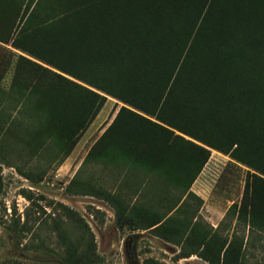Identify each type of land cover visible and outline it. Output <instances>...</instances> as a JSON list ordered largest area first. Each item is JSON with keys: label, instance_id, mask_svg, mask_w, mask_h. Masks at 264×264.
Masks as SVG:
<instances>
[{"label": "rangeland", "instance_id": "obj_1", "mask_svg": "<svg viewBox=\"0 0 264 264\" xmlns=\"http://www.w3.org/2000/svg\"><path fill=\"white\" fill-rule=\"evenodd\" d=\"M118 2L135 24L115 39L111 21L107 31V0H0V112L19 118L27 102L39 128L29 145L0 123V264H60L41 247L57 249L60 226L75 233L62 205L87 225L102 264L150 258L207 264L195 256L172 261L179 247L148 230L126 238L112 208L91 195L94 189L136 205H146L158 190L167 197L190 192L198 199L188 204L197 210L200 233L216 236L212 253L220 255L222 241L237 237L246 264H264V230L249 231L235 214L250 208L264 222V0H179L173 24L160 29L165 40L154 35L157 67L147 78L126 36L145 6ZM186 49L192 56L172 81L168 60ZM125 64L131 73L121 72ZM56 95L64 96V120L35 107L42 96ZM193 95L205 103L202 120L180 106ZM213 104L217 115L209 110ZM161 215L153 209L142 220L148 225ZM191 242L201 249L196 236Z\"/></svg>", "mask_w": 264, "mask_h": 264}, {"label": "trees", "instance_id": "obj_2", "mask_svg": "<svg viewBox=\"0 0 264 264\" xmlns=\"http://www.w3.org/2000/svg\"><path fill=\"white\" fill-rule=\"evenodd\" d=\"M118 1L120 0H107V31H110L109 28L111 27L109 25V21H111L114 27V29H112V32L114 33L112 37H114L115 39L122 37L123 29L125 28V26L135 24L132 22L130 23L129 19L125 16V13L121 11L122 4H120ZM136 1L145 6L146 12H144L145 15H142V17L139 18L140 22L136 24L138 26L137 29L128 30L126 36L128 35L127 38L129 40V43L133 44V47L136 49L135 52H132L135 55L138 54V58L141 61L140 65L143 69L142 75L147 78L149 74L151 75L155 73V67H157L156 64H154L157 48L152 47V40L155 37L154 35L157 34L161 37L162 40H165L166 31H160V29H166L170 24H173V16H175L176 12L178 11L177 2L179 0ZM114 2L119 3V7L116 6ZM138 45L140 46V48L138 47ZM113 52L114 49H109L110 64L112 63ZM174 54L175 50L172 52V55L168 60V68L166 70V72H168L166 77L170 76L172 81L176 77V75L178 76V74L182 71L186 60L192 56V49L189 51L186 49L182 56L179 55V52L176 53V56H174ZM122 60H124V55L119 51V62L121 63ZM120 67L121 72H124L123 74L132 72L131 70L129 71V68L126 67V64ZM228 75L230 77L235 76L231 74ZM58 77L63 79L60 76ZM245 83H247L248 85V78L245 79ZM187 91L190 93L189 87L187 88ZM242 93L246 94L244 92ZM135 96H141V94L138 95L137 93ZM148 96H150L154 100L158 98L157 94L149 93ZM63 97L64 96L56 95L53 98L47 99L46 97L42 96L43 99H41V102L35 107L46 109L45 114L47 115L48 113H50V115H47V118L49 119L60 117L62 120H64L63 112L65 111V107L63 109V105L65 106V104ZM183 99L184 101L180 106L191 108L193 110V117L198 116L199 114L200 118L198 117V119L202 120V109L205 103L203 102L201 97L198 95H193L192 98L184 97ZM163 100L164 99H162L161 104H159L158 107L162 105V103L164 102ZM20 106V110L23 112L19 114V118H14L10 115L6 117L0 112V123L7 124V131L10 132L9 134L11 136H13V134L11 133H18L21 136L22 142H24V144L30 145V143L33 142L32 138L36 130H38L39 128L36 120L31 114L32 107L27 102H24ZM151 106L154 107L155 105L152 104ZM217 108L218 105L216 104V107H214L213 104L209 108V110L217 115ZM78 110L79 107H75V111L78 112ZM52 111H54L55 113L53 114ZM56 112L59 113L57 116ZM126 112L128 115H130V117L149 123L141 117L137 116L135 113H132L130 111ZM143 113L152 115L151 111H143ZM24 117L27 118V121L24 120ZM156 117V120L164 123L160 115L156 114ZM197 122L199 123V121ZM253 122L254 121H252L251 123ZM27 123L31 124L28 125ZM172 124L174 123H167V125ZM150 125L151 127H155L158 131H162L163 133L167 132L166 129L160 127L159 125L153 123H150ZM175 126L177 125H174L173 129L176 130ZM191 138L206 145V143L202 142L199 137L191 136ZM136 174L138 173L136 172ZM65 192L70 195L89 194L82 190L72 191L70 189H65ZM91 195L105 201L112 208L114 213L115 226L122 235L126 236V238L134 239V232L148 230L153 236L161 239L162 241L178 246V251L171 257L172 261L177 262L181 259L195 256L207 264H246L242 251V240L237 237H231L229 241H222V247H220V249L221 251L223 249L224 250L220 255V251L215 254L212 253L211 244L213 239H216V236L215 234H210L207 231H205L204 233H200L201 225L199 222H197V210L191 204H188V200L192 199L197 201L198 199L190 192H188L185 196L181 193L176 196L170 194V197H167L165 189L158 190V192L155 191V194L152 197L148 198L147 202L145 203L146 205H136L135 203L129 204L122 198L120 193H112L104 191L102 189H94ZM62 209L65 212L67 221L71 224V226H73L75 233H73L70 229L68 230L66 226L62 228L60 226L57 232V245L55 247L57 248L55 249L57 251L53 250L52 248L41 247L44 250L43 252L47 255L53 256L60 264H102V259L95 253L94 240L87 225L82 221L77 213H75L71 209L63 205ZM153 209L157 211L159 210L160 212H162V215L160 217H152L148 225H146V223H144L142 219H145L146 215L150 214ZM235 214L236 220L240 223V225H247L249 227L248 230L257 228L264 230V222L256 220L253 217L250 208L249 210H246L245 208L239 207ZM182 225H184L185 228H183ZM189 225H191V228L188 231L187 227ZM162 230L164 232H162ZM194 236L198 238L201 249L192 244L191 237ZM143 264L166 263L150 258L144 260Z\"/></svg>", "mask_w": 264, "mask_h": 264}, {"label": "bare ground", "instance_id": "obj_3", "mask_svg": "<svg viewBox=\"0 0 264 264\" xmlns=\"http://www.w3.org/2000/svg\"><path fill=\"white\" fill-rule=\"evenodd\" d=\"M199 1V0H198ZM189 4V3H188ZM179 6V5H178ZM173 8V7H172ZM182 9V8H181ZM250 18V17H249ZM244 21V20H243Z\"/></svg>", "mask_w": 264, "mask_h": 264}]
</instances>
